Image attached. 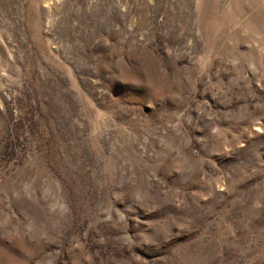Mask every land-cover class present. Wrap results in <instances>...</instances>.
Instances as JSON below:
<instances>
[{
  "label": "rangeland",
  "instance_id": "1",
  "mask_svg": "<svg viewBox=\"0 0 264 264\" xmlns=\"http://www.w3.org/2000/svg\"><path fill=\"white\" fill-rule=\"evenodd\" d=\"M0 264H264V0H0Z\"/></svg>",
  "mask_w": 264,
  "mask_h": 264
}]
</instances>
